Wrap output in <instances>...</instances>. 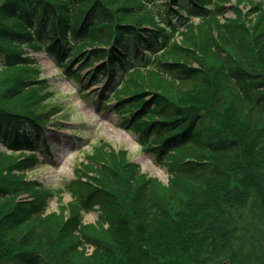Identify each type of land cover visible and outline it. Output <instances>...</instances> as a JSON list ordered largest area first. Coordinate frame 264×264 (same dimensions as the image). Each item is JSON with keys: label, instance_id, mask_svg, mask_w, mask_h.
<instances>
[{"label": "trees", "instance_id": "1", "mask_svg": "<svg viewBox=\"0 0 264 264\" xmlns=\"http://www.w3.org/2000/svg\"><path fill=\"white\" fill-rule=\"evenodd\" d=\"M170 1L0 0V264H264V0ZM24 45L68 53L76 77L90 66L87 85L105 77L84 96L130 111L169 183L94 143L67 218L48 211L61 189L26 178L38 159L13 152L66 126L64 103ZM96 204L101 233L83 220Z\"/></svg>", "mask_w": 264, "mask_h": 264}, {"label": "rangeland", "instance_id": "2", "mask_svg": "<svg viewBox=\"0 0 264 264\" xmlns=\"http://www.w3.org/2000/svg\"><path fill=\"white\" fill-rule=\"evenodd\" d=\"M226 5L233 7L238 5L243 11H247L251 3L246 0L240 2L230 0ZM226 15L234 18V10H228ZM28 50L29 54L38 61L42 69V76L49 78L51 85L49 89L54 94L53 101L62 100L66 104L64 112H67V116L63 117L64 112L56 116L60 121L68 123L66 128L54 130L53 126H50L51 128L47 132L51 142L50 152H40L38 155L39 161L35 162L33 168L27 169L25 174L27 177L41 181L45 186L61 189V195L55 194L50 199L48 209L50 212H57L59 217L64 214L65 219L69 215V203L72 201L73 193L68 186L71 185V180L77 178V174L82 171L79 167L87 163L86 154L93 150L94 143L98 146L111 145L125 150L127 156L138 162L145 173L159 177L160 186L164 187L169 183L168 163H162L158 159L156 151L140 145V133L123 124L120 113H116L113 109V101H110L107 108L99 113L97 111L98 104L96 107L95 103H86L78 89L77 82L71 76L62 73L64 70L59 67L48 52ZM72 127H81L82 130L75 134L71 132ZM76 135H80L82 139H77ZM27 153H30V151H27ZM21 155L22 152H17L13 156L17 158ZM191 209L194 210V208ZM59 217L58 221H60ZM83 220L87 225L92 224V228L94 227L96 232L101 233L103 228H108L106 221L102 220L99 208H92L88 211L83 210ZM118 231L120 232V229ZM107 235L108 233H104L103 237ZM125 238V234L120 235V239ZM175 239H178V237ZM166 243L169 242L163 239L159 245L164 246ZM86 244H89V242H86ZM173 244L176 247L178 240H176V244L175 242ZM86 246H88L87 253L91 252L93 246L90 244Z\"/></svg>", "mask_w": 264, "mask_h": 264}]
</instances>
